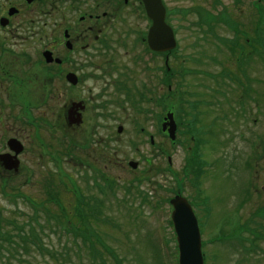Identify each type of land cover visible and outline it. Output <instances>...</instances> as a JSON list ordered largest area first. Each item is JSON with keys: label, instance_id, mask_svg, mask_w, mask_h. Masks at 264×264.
Instances as JSON below:
<instances>
[{"label": "rangeland", "instance_id": "obj_1", "mask_svg": "<svg viewBox=\"0 0 264 264\" xmlns=\"http://www.w3.org/2000/svg\"><path fill=\"white\" fill-rule=\"evenodd\" d=\"M163 1L177 30L178 48L168 59L170 73L165 55H143L139 40L151 23L144 12L128 7L125 15L110 22L116 27L104 36L115 42L113 62L125 68L127 81L122 94L110 91L107 96L112 139L106 147L99 150L92 143L86 153H77L72 139H48L45 131L47 139H24L21 172L12 180L19 191L0 198V264H116L105 245L123 264H177L172 207L166 199L173 195L170 188L179 189L172 171H183L194 152L204 172L195 181L186 177L182 193L191 201L203 190L204 204L197 199L194 209L205 264H264V222L258 241L249 229L243 231L255 227L253 221H264L255 216L264 207V22L257 24L254 6L264 5V0ZM84 2L94 1L75 4L83 8ZM47 10L43 39L49 43L78 16L60 0ZM206 13L215 19L203 18ZM220 16L228 23L219 22ZM256 32L261 44H254ZM31 38L40 40L42 33L32 32ZM116 80L118 75L111 83ZM75 95L66 90L51 101L68 120L67 106L77 100ZM53 111L44 113L51 118ZM168 111L177 123L173 143L162 131ZM131 160L138 162L137 169L128 165ZM51 185L61 203H73L72 187L77 186L82 199L96 205L90 226L99 250L71 233L64 236L57 223H49L47 207L35 208ZM47 206L52 212L58 209ZM20 237L30 241L22 243ZM33 237L43 239L42 250Z\"/></svg>", "mask_w": 264, "mask_h": 264}, {"label": "flooded vegetation", "instance_id": "obj_2", "mask_svg": "<svg viewBox=\"0 0 264 264\" xmlns=\"http://www.w3.org/2000/svg\"><path fill=\"white\" fill-rule=\"evenodd\" d=\"M55 1L7 0L0 4V198H10V192L16 191L12 180L21 172L20 158L19 169L15 168L17 158L10 140L47 139L45 131L48 139H72L73 149L86 153L92 143L100 150L112 139L107 96L110 91L122 94L127 81L125 68L113 62L115 42L104 36L116 27L110 22L125 15L128 7L143 12L144 5L141 0H92L93 4L84 2L80 8L76 0H60L78 16L64 27V32L71 31L73 47L69 49L64 33L49 43L43 39L47 8ZM32 32L42 33V38L33 40ZM139 41L145 44L143 38ZM47 50L53 53L51 62L44 57ZM69 72L76 75L74 85L66 79ZM116 75L119 80L112 84ZM66 90L76 93L77 100L67 106L69 120L64 113V121L58 113L62 108L51 101ZM47 109L55 110L51 118L44 113Z\"/></svg>", "mask_w": 264, "mask_h": 264}, {"label": "trees", "instance_id": "obj_3", "mask_svg": "<svg viewBox=\"0 0 264 264\" xmlns=\"http://www.w3.org/2000/svg\"><path fill=\"white\" fill-rule=\"evenodd\" d=\"M206 17L207 20H212L215 19L214 16L210 15V14H205L203 16V18ZM257 18H258V23H263L264 22V5H259L258 9H257ZM219 22H225L228 23V18L225 16H220L218 17ZM256 34L258 35V39H260L261 37H259L258 32H256ZM226 41V40H224ZM142 95V93H141ZM193 141H196V144L199 143V139H193ZM196 150H197V146H196ZM193 159H188L187 163L185 165L184 170L182 171H177V170H173L172 171V175L174 177V179L177 180V185H179V189L175 190L174 188H170V192L171 193H182L183 191V182L184 179L186 177L189 176V180L190 181H195L198 179L199 176H201V174H203L204 170L203 168L199 167L198 168V160H197V152H194L193 154ZM169 170H171V168H169ZM59 181L62 182L63 181V175L58 177ZM192 179V180H191ZM52 182V181H51ZM50 182V183H51ZM49 183V185H50ZM56 180L53 181L52 184H55ZM75 187V196L73 198V203H61V197L60 194L56 191L57 188L54 185L51 186H46L45 190H46V198L43 201H40L38 203H34L35 208L38 207H47L46 212H47V218L49 219V223H51L50 221H54V224H56V227L58 229H60L61 232L64 231V236L71 233L73 236H75V238H81L82 242L85 245L90 244L94 249L99 250L98 247L95 245V243L97 244L96 240H93L92 236L94 235L93 233V229L92 226H90L92 224V217H96L95 214L97 213V208L96 205L94 206L92 204V202L89 201H85L82 199V195L80 194V190L77 186H73ZM50 189H52V191H50ZM100 189V188H99ZM79 191V192H78ZM52 192V193H51ZM184 192V191H183ZM203 190L199 189L197 192V195L194 199L191 200L193 206L197 205L196 200L198 199L199 203H203L204 204V198L202 197V193ZM56 193L58 195H56ZM79 193V195L77 194ZM49 194H52V196H49ZM167 201L169 200V197H167L166 199ZM55 204L58 209L55 212H52L50 210V208L47 206L48 204ZM46 204V205H45ZM73 213H76V215H74ZM72 215V216H71ZM256 217H261L262 220H264V207H261L259 209H257L256 213H255ZM91 218V220H90ZM253 220V219H252ZM254 224H256L255 227H250L247 226L243 229V231L248 230L250 232V235L253 239V241H258L260 239H262L261 231L263 229V222L264 221H253ZM17 230L18 228H20L19 226L16 227ZM241 227H239L237 229V233L241 232ZM10 235V233H9ZM235 235V234H234ZM97 236V235H96ZM30 238H24V237H20V241L23 242H28ZM7 241L11 242V237L7 236L6 238ZM43 239L37 237L36 239H34V237L32 238V242L33 244H38L37 247L39 250L43 249ZM100 240V239H99ZM105 248L111 249L114 253L113 255V259L116 261V264H123L122 259L119 257L117 258L115 255V250L107 245H105ZM204 248V247H203ZM47 250L50 251V249L46 248ZM91 251V250H90ZM204 255L206 256V253L204 251ZM52 257H56L55 255H52ZM205 260H207V256L205 257Z\"/></svg>", "mask_w": 264, "mask_h": 264}, {"label": "water", "instance_id": "obj_4", "mask_svg": "<svg viewBox=\"0 0 264 264\" xmlns=\"http://www.w3.org/2000/svg\"><path fill=\"white\" fill-rule=\"evenodd\" d=\"M148 17L152 20V26L149 29L147 40L150 48L154 51L165 52L174 49L177 45L175 33L172 27L166 22V9L162 0H143ZM66 36L68 33L66 32ZM67 46L72 47L68 42ZM47 61L52 60V53L45 52ZM59 62V60H57ZM67 78L72 82H76L73 74H68ZM177 125L174 120V115L169 112L165 117L163 130H168L171 139L176 138ZM123 127L118 128L121 133ZM10 147L15 150L16 155L23 151V145L17 139H12L9 142ZM130 165L133 168L138 167V163L131 161ZM18 168V162H16ZM173 206L171 218L174 225V230L177 236L179 249V264H205L202 252V237L198 223V219L188 199L180 194L175 195L170 200Z\"/></svg>", "mask_w": 264, "mask_h": 264}]
</instances>
